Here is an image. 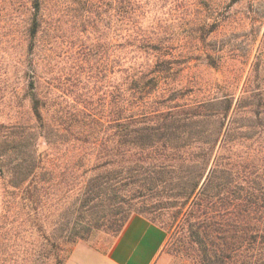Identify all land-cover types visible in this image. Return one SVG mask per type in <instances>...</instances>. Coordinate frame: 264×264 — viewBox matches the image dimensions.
Listing matches in <instances>:
<instances>
[{
  "label": "trees",
  "instance_id": "trees-1",
  "mask_svg": "<svg viewBox=\"0 0 264 264\" xmlns=\"http://www.w3.org/2000/svg\"><path fill=\"white\" fill-rule=\"evenodd\" d=\"M7 2L28 116L0 121L2 203L36 228L33 264L152 194L193 264H264V0L226 17L243 0Z\"/></svg>",
  "mask_w": 264,
  "mask_h": 264
},
{
  "label": "rangeland",
  "instance_id": "rangeland-1",
  "mask_svg": "<svg viewBox=\"0 0 264 264\" xmlns=\"http://www.w3.org/2000/svg\"><path fill=\"white\" fill-rule=\"evenodd\" d=\"M17 4L14 5V8L18 6ZM11 7L12 5L7 0H3V2L0 0V93L4 95L0 102V121L3 122L13 120L15 115L24 118L28 116L27 101L22 102L23 105L17 107L16 97L10 92L16 90L19 95L22 87V79L19 78V73H14L13 65L19 55L16 39L22 27L23 17L21 10H11ZM246 9L247 0H243L240 4L227 7L223 16L237 15L246 11ZM227 36L217 35L216 45L226 41ZM70 63L71 59L67 60V64L63 63L65 64L64 67L72 65ZM210 76L220 77L218 74ZM66 87H68L69 97H73L74 91L84 93V88L77 90L69 84ZM60 91L61 88L58 93ZM67 91L64 90L65 93H68ZM157 198H159L158 195H149L142 201H136L138 210L126 212L129 213V217L132 214H142L161 226L165 231L166 238L158 264H193L192 256L182 249V246L172 241V232L177 224V221L173 218V211L155 207ZM2 200L3 185L0 180V264H33L32 260L36 255L35 245L40 239L38 232L28 221L26 211H3ZM53 210L50 203L47 204L46 208H43L41 223L47 229L53 219L51 216ZM107 213L108 211H84V225H88L87 223L95 225V223L104 222L95 228L92 227L84 239L78 240L70 247V253L63 264H98L96 258L108 252L124 226L119 232L115 233L112 229L107 228L108 223L102 218L97 222L99 217H103ZM124 213L125 211H120L116 217H120Z\"/></svg>",
  "mask_w": 264,
  "mask_h": 264
},
{
  "label": "crops",
  "instance_id": "crops-1",
  "mask_svg": "<svg viewBox=\"0 0 264 264\" xmlns=\"http://www.w3.org/2000/svg\"><path fill=\"white\" fill-rule=\"evenodd\" d=\"M165 231L141 214H132L98 264H158Z\"/></svg>",
  "mask_w": 264,
  "mask_h": 264
}]
</instances>
